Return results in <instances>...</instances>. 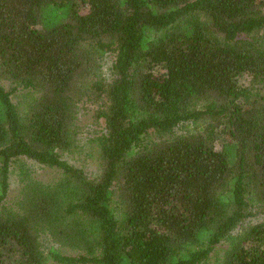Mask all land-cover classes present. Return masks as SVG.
Masks as SVG:
<instances>
[{
	"label": "trees",
	"instance_id": "1",
	"mask_svg": "<svg viewBox=\"0 0 264 264\" xmlns=\"http://www.w3.org/2000/svg\"><path fill=\"white\" fill-rule=\"evenodd\" d=\"M0 79V264H264V0H0Z\"/></svg>",
	"mask_w": 264,
	"mask_h": 264
},
{
	"label": "rangeland",
	"instance_id": "2",
	"mask_svg": "<svg viewBox=\"0 0 264 264\" xmlns=\"http://www.w3.org/2000/svg\"><path fill=\"white\" fill-rule=\"evenodd\" d=\"M108 62L104 60L101 64V74L102 77L107 76ZM242 86H249L251 80L249 77L242 78L240 80ZM0 85L2 88L9 92V98L15 106L18 104V100L21 96L19 91H12V87L5 81L0 79ZM93 114V107L89 105L79 106L77 114V125L79 129V135L77 137L76 149L71 153L61 154V159L65 161L68 165L82 170L86 175L90 177H96L98 175L97 169V148L93 139L100 133L101 122L96 121ZM99 132V133H98ZM23 165H26L32 174V177L43 182L49 183L56 179L57 172L53 169H47L41 166L34 164L29 160H23L20 162ZM14 167L10 168L8 173V197L7 200H12L18 192V182L16 179V171L13 170ZM254 217H250L247 220H244L236 231L246 228L248 226L264 223V209L260 211ZM41 244L45 247L50 244L46 237L41 238ZM220 251V248L216 249V254ZM66 255H73L71 253H64ZM47 264H52L47 262Z\"/></svg>",
	"mask_w": 264,
	"mask_h": 264
}]
</instances>
